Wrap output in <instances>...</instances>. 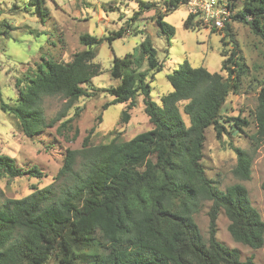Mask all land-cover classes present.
<instances>
[{"label": "trees", "instance_id": "obj_1", "mask_svg": "<svg viewBox=\"0 0 264 264\" xmlns=\"http://www.w3.org/2000/svg\"><path fill=\"white\" fill-rule=\"evenodd\" d=\"M31 1L41 16H48L43 0ZM220 1L234 12L230 19L248 25L264 43V0ZM180 4L187 5L188 0H170L165 13ZM164 16L158 11L157 23L169 38L175 29L164 22ZM184 25L195 29L200 22L189 14ZM223 30V45H228L229 38L232 49L221 52V73L194 68L185 61L167 76L173 90L161 97V105L151 97L150 81L163 65L150 37L133 54L114 57L111 76L120 81L116 87L93 86V78L102 74L93 46L102 40L88 35L80 38L86 49L75 53L70 62L46 61V68H31L21 89L22 80L17 79L18 99L13 105L3 103L0 86L1 109L16 117L17 128L29 139L62 120L58 116L47 121L45 97L63 98L67 109L81 98L107 93L113 100L104 110L126 105L122 124L129 123L130 112L142 97L152 125L128 141L115 138L99 145L91 143L92 128L80 150H66L52 184L7 200L0 207V264H256L254 258L243 261L238 250L217 239V221L223 210L235 242L252 249L264 247V221L248 189L237 183L222 190L219 181L207 176L203 164L209 128L220 141L231 135L227 127L244 133L250 126L245 118L222 114L228 97L240 93L241 81L249 72L228 21ZM125 32L122 29L113 39ZM257 102L256 132L250 136L253 146L264 142V85ZM181 108L190 119L189 126ZM72 121L63 122L58 131ZM233 150L237 159L234 175L250 180L251 155L239 147L233 146ZM77 158L82 160L79 170ZM0 176L40 180L46 174L36 165L25 168L15 158L0 154ZM262 190L264 193V182ZM206 202L212 203L207 242L194 218Z\"/></svg>", "mask_w": 264, "mask_h": 264}, {"label": "rangeland", "instance_id": "obj_2", "mask_svg": "<svg viewBox=\"0 0 264 264\" xmlns=\"http://www.w3.org/2000/svg\"><path fill=\"white\" fill-rule=\"evenodd\" d=\"M48 16L40 15L37 5L31 0H0V86L1 100L13 105L18 99L16 80L24 79L39 65L47 67L46 61L70 62L75 53L86 49L80 38L84 35L102 40L94 45L97 50L95 63L101 65L102 74L94 77L93 86L106 89L118 86L119 80L111 76L114 57L123 58L133 54L146 37H150L158 58L163 65L161 72L150 81L151 97L161 105V97L173 90L167 76L178 69L185 61L192 67L206 68L212 73H221L224 57L221 52L232 49L229 38L223 45L225 31L198 26L187 29L184 25L190 7L180 4L171 12L165 13L170 0H43ZM151 4V6H147ZM240 6V3L237 2ZM239 10V8L237 9ZM237 10L235 12H237ZM165 14L164 22L175 29L167 37L158 25L157 12ZM233 16L234 12H230ZM231 33L249 67L248 75L241 81L239 94H231L222 110L227 117H241L250 122L245 132L227 127L230 134L217 139L213 128L206 131L203 164L207 176L220 183L222 190L237 183L249 191L253 206L260 212L264 221V142L253 146L250 136L256 132L254 114L257 96L264 85V43L251 28L233 19L228 21ZM126 29L124 35L113 39L114 35ZM225 75V73L222 72ZM113 98L99 92L91 98H81L73 107L66 109V100L61 97H45L43 110L48 122L62 116L53 127L45 129L34 139L27 138L18 128L16 117L1 109L0 101V154L15 158L20 166L28 168L36 165L46 174L43 179L0 176V207L9 199H20L52 184L67 149L80 150L84 137L95 127L91 137L93 145L105 144L114 140L128 141L139 133L149 131L152 125L144 112L143 98H138V107L130 112L129 123L120 122L126 105L117 104L104 110V105ZM76 114L78 116H76ZM181 115L189 126L190 119L181 108ZM101 121H98V118ZM73 120L67 128L58 131L61 124ZM234 147L247 151L252 159V173L248 181L237 178L233 170L236 166ZM82 160L77 158L76 170ZM211 202H206L201 211L195 214L204 240L209 239V216ZM229 220L222 210L217 221V239L231 249H236L241 259L254 258L256 264H264V247L252 249L237 243L231 237Z\"/></svg>", "mask_w": 264, "mask_h": 264}, {"label": "built area", "instance_id": "obj_3", "mask_svg": "<svg viewBox=\"0 0 264 264\" xmlns=\"http://www.w3.org/2000/svg\"><path fill=\"white\" fill-rule=\"evenodd\" d=\"M189 14L196 16L200 26L211 29H223L230 20V11L220 0H188Z\"/></svg>", "mask_w": 264, "mask_h": 264}]
</instances>
